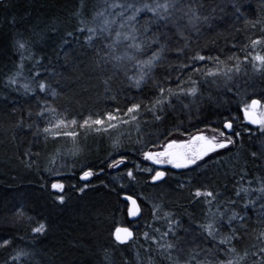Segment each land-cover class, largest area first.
<instances>
[{
    "label": "trees",
    "instance_id": "1",
    "mask_svg": "<svg viewBox=\"0 0 264 264\" xmlns=\"http://www.w3.org/2000/svg\"><path fill=\"white\" fill-rule=\"evenodd\" d=\"M98 2L0 0V264H264V130L242 110L264 105V70L252 59L264 55V0H133L168 3L169 21L145 8L131 27L103 34ZM133 29L140 51L107 47ZM109 113L115 127H81ZM213 130L234 143L153 181L159 168L145 153ZM125 195L141 206L136 222ZM121 227L133 241L115 240Z\"/></svg>",
    "mask_w": 264,
    "mask_h": 264
},
{
    "label": "snow or ice",
    "instance_id": "2",
    "mask_svg": "<svg viewBox=\"0 0 264 264\" xmlns=\"http://www.w3.org/2000/svg\"><path fill=\"white\" fill-rule=\"evenodd\" d=\"M168 3H163V4H157L155 8H150L148 5H145V8H147L149 11L153 12L155 15L159 16L160 19H166L165 15L160 14L159 10L163 9L164 13H167L168 8H169ZM111 7L116 8V7H122L119 4H113ZM130 7V6H129ZM137 13L141 11V9H136L135 10ZM120 15H123L121 12ZM100 17H105V12L101 11L97 13V18ZM128 21L135 20V15L129 16L127 18ZM115 23V20L109 21L106 17L103 19L102 24L103 27L99 29L100 34H103L104 32H109L110 31V25ZM121 28L124 27L123 24L120 25ZM90 35L87 36L86 38V43L91 45L92 41L96 38L97 36V29L89 27L86 29ZM78 31H85V28H80ZM69 36L72 35V33H68ZM137 36L135 35V29L132 30L131 33H121L120 31L115 32V39L112 44L107 45L109 49H114L115 45L121 43L122 41H129L127 44V47L133 48L137 51L141 50V44L136 42ZM65 43H68L66 40ZM262 43L260 40H255L252 42V46L255 47L256 45ZM18 47L20 49L25 48V44L23 42H18ZM116 59H121V57H115ZM159 59V53H155L150 59L146 61H142V65L144 67H150L153 63L154 60ZM198 59H204V57H198ZM247 59V58H246ZM252 59L256 62L253 67L256 68L257 71L264 70V55L256 54L252 56ZM236 71H239V66H237ZM12 83H15V80L11 81ZM137 86L139 85V80L136 82ZM27 89V85L24 86ZM41 91H44L46 89V85L44 83H40L38 85ZM192 94H195V89L191 90ZM55 94V93H53ZM139 105L134 106L133 108L128 109L129 113H132L138 109ZM264 108V105H261L260 101L258 100H253L251 104L246 105L244 109L245 117L248 119V121L252 124H258L262 126V130H264V111H258L259 109ZM159 118V117H157ZM118 119L117 116L112 115L109 113L106 117V119H86L84 120L83 124L81 127H89L91 128L93 125L97 126H104L107 123V128H113L116 125L110 123L113 120ZM132 119H135L133 116ZM72 124H76V121L73 120L71 122ZM60 124H64L63 121H60ZM59 127V125H57ZM225 129H232V124L225 123L224 124ZM107 128H104L103 130H107ZM102 127H97L95 128V131H101ZM45 131H49V129H45ZM65 135H70V136H75V132H65ZM219 135L221 137L225 136L224 132H220ZM238 135V133H237ZM234 143V141L231 139V137H228L226 141H221L218 140L217 137L213 136L209 138L208 136L204 135H198L193 137L191 140L187 141L186 143H177L176 141H172L168 143L165 147L164 151L157 152V153H145V159L147 160H152L156 164H171L175 168H186L191 165H195L198 160H202L205 156L209 155L211 152L216 151L217 149H222L228 147L229 144ZM255 155V153H253ZM151 169H149L150 171ZM93 173L91 172H86L84 173V176L82 177L83 179H87L89 176H91ZM133 174L132 172L128 173V176L131 177ZM165 173L158 171L156 174L153 176V181H158L164 177ZM53 189H57L59 191L63 190V185L62 184H53L52 185ZM83 191V188L81 189ZM244 191H247L246 189ZM260 191L264 192V188H261ZM239 194V193H238ZM194 195L196 197L200 196H206V197H211L213 193L211 192H201L197 190ZM127 199L131 200L132 207L129 208L128 214L130 216H136L140 212V208L137 205L136 200L132 199L131 197H126ZM59 201L63 203L64 197L59 196L58 197ZM240 219L242 220L243 217H240L238 214L233 213V215L230 218L231 220H237ZM205 230L208 232L209 236H214V228L213 225L209 224L206 226ZM34 232H43L44 231V225L41 224L40 226L36 227L33 229ZM171 231V229H170ZM115 240L119 243H125L129 239L132 238V232L129 231L127 228H117L115 230ZM168 232L163 233V237H167ZM145 237H148V234L145 233ZM162 237V238H163ZM261 238L264 239V233H261ZM232 237H228L224 240H221L220 243L225 244L229 243ZM7 243V242H5ZM162 247L165 248V250H169L175 247V245L171 243L163 244L161 245ZM232 252H235V249H231ZM261 251H264V249H261ZM14 259H19V256L14 257ZM195 259V257H193ZM243 259V257H241ZM228 264H233V261L229 260Z\"/></svg>",
    "mask_w": 264,
    "mask_h": 264
},
{
    "label": "rangeland",
    "instance_id": "3",
    "mask_svg": "<svg viewBox=\"0 0 264 264\" xmlns=\"http://www.w3.org/2000/svg\"><path fill=\"white\" fill-rule=\"evenodd\" d=\"M118 0H116V2L115 1H107V0H100V2H98L99 4V7H101L100 9H101V11H103V12H105V17L109 20V21H112V20H115V22H117V23H113V24H111V25H115V24H118V29L120 30V25L121 24H123L124 25V27L123 28H129V27H131L132 26V21H134V20H131V21H128L127 20V18L129 17V16H132V15H135V18L137 17V15H139L141 12H143V10H146L142 5H137L136 3H133V0H129V2L128 3H123L125 0H119V2H117ZM123 3V4H122ZM113 4H119V5H121L122 7H116V8H113V7H111V5H113ZM130 6V7H129ZM136 9H141V11H139L138 13L135 11ZM163 10V9H162ZM100 11V12H101ZM123 13V15H120V13ZM109 13H110V15L112 16V17H114V18H110L109 17ZM170 8H168V11H167V13H165L166 14V22H168L169 21V17H170ZM105 17H100L99 18V20H98V22L101 24L102 23V21H103V19L105 18ZM172 17V16H171ZM249 104H251V103H249ZM249 104H247V105H249ZM244 109H245V107H244ZM244 109H242L243 110V113H244ZM258 111H264V108H261V109H259ZM244 119H245V113H244ZM260 130H262V126L261 125H259V127H258ZM219 133L220 132H218V131H216V130H213V131H208V133H203V134H198V135H204V136H208L209 138H211V137H213V136H215V137H217V139L218 140H221V141H224V139H225V136L224 137H221L220 135H219ZM198 135H196L195 134V136H198ZM195 136H193V137H195ZM193 137H191V138H189L188 140H186V141H180V142H177V143H186L187 141H189V140H191ZM223 138V139H222ZM215 152V151H214ZM211 153H213V152H211ZM210 153V154H211ZM208 156V155H207ZM207 156H205V157H207ZM204 157V158H205ZM152 161V160H151ZM165 165H167V166H169V167H173L171 164H167V163H165Z\"/></svg>",
    "mask_w": 264,
    "mask_h": 264
},
{
    "label": "water",
    "instance_id": "4",
    "mask_svg": "<svg viewBox=\"0 0 264 264\" xmlns=\"http://www.w3.org/2000/svg\"><path fill=\"white\" fill-rule=\"evenodd\" d=\"M245 121H246V123H248L249 125H251V126H253V127H259L258 124H252V123H250L246 117H245ZM228 146H229V145H228ZM222 149H223V148H222ZM217 150H219V149H217ZM177 169H178V168H177ZM164 177H165V175H164ZM164 177H163L162 179L158 180V181L163 180ZM158 181H154V182H158ZM54 184H62V183H60V182H56V183H54ZM62 185H63V184H62ZM52 189H53V188H52ZM53 190H54L55 192L62 193L63 190H64V185H63V190H62V191H59V190H57V189H53ZM126 197H131L132 199L136 200L137 205L139 206V208L141 207L140 204H139V202H138V200H137V198H134V197H132V196L125 195V196H123L122 199L128 203V208H127L128 210H129V208L132 207V203H131V200L127 199ZM128 215H129V214H128ZM141 215H142V210H141V208H140V212H139V214L136 215V216H130V215H129V219H130L131 221L136 222L137 220H139V219L141 218ZM121 228H127V229H129V231H131L132 234H133V235H132V238L129 239V240H128L127 242H125V243H129V242L133 241V239L135 238V233H134V231H133L131 228H128V227H121ZM125 243H121V244H125Z\"/></svg>",
    "mask_w": 264,
    "mask_h": 264
},
{
    "label": "flooded vegetation",
    "instance_id": "5",
    "mask_svg": "<svg viewBox=\"0 0 264 264\" xmlns=\"http://www.w3.org/2000/svg\"><path fill=\"white\" fill-rule=\"evenodd\" d=\"M156 166H158L159 171L164 172V173H165L166 168L169 167V166H167V165H165V164H156ZM176 169H177V168H176ZM178 169H181V168H178Z\"/></svg>",
    "mask_w": 264,
    "mask_h": 264
}]
</instances>
